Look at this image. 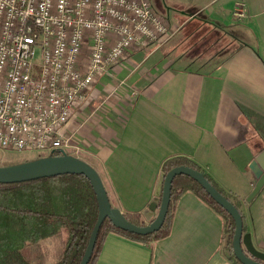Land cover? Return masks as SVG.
Returning <instances> with one entry per match:
<instances>
[{"label": "crops", "instance_id": "0c3cea01", "mask_svg": "<svg viewBox=\"0 0 264 264\" xmlns=\"http://www.w3.org/2000/svg\"><path fill=\"white\" fill-rule=\"evenodd\" d=\"M236 2L244 4V17L232 14ZM161 6L172 35L198 17L216 36H231L234 47L188 55L186 40L170 44L171 35L158 47L127 50L69 122L82 148L77 157L97 170L113 207L138 212L144 223L162 162L172 155L191 159L231 195L244 215L243 231L264 252V183L248 200L254 182L246 172L264 149V0H161ZM223 228L215 209L184 191L167 235L144 243L108 232L95 264H233Z\"/></svg>", "mask_w": 264, "mask_h": 264}, {"label": "built area", "instance_id": "2783aa9c", "mask_svg": "<svg viewBox=\"0 0 264 264\" xmlns=\"http://www.w3.org/2000/svg\"><path fill=\"white\" fill-rule=\"evenodd\" d=\"M173 31L151 0H0V149L77 156L67 128L94 82Z\"/></svg>", "mask_w": 264, "mask_h": 264}, {"label": "trees", "instance_id": "16d2710c", "mask_svg": "<svg viewBox=\"0 0 264 264\" xmlns=\"http://www.w3.org/2000/svg\"><path fill=\"white\" fill-rule=\"evenodd\" d=\"M195 18L181 27V30L184 29L192 20L201 21L195 24L192 31L183 34V39L188 43L187 40L193 39L196 30L199 32L198 36L191 43L207 33L204 29L210 30L203 26L204 20ZM210 58L217 61L214 55ZM57 153L52 152L49 155ZM36 157L39 156L33 158ZM177 165H187L202 171L208 181L237 207L243 220L244 215L231 195L191 159L183 155L169 156L162 162L160 172H167ZM188 190L221 215L224 220L222 241L226 256L233 264H242L232 250L233 218L196 180L182 173L176 174L170 183L168 208L157 230L137 234L114 226L105 217L99 226L93 250L86 264H95L108 232H117L144 243L167 235L174 203L181 193ZM97 214L94 190L87 177L81 173H62L27 181L0 183V264H78ZM124 215L134 224H145L138 212H125Z\"/></svg>", "mask_w": 264, "mask_h": 264}, {"label": "water", "instance_id": "95a60500", "mask_svg": "<svg viewBox=\"0 0 264 264\" xmlns=\"http://www.w3.org/2000/svg\"><path fill=\"white\" fill-rule=\"evenodd\" d=\"M246 172L254 182V187L247 197L249 200L264 183V149L251 160ZM62 173H81L85 175L92 185L97 200V218L78 264H86L88 262L95 244L97 231L105 217L114 226L129 232L146 234L157 230L161 226L168 208L170 183L176 174L181 173L196 180L211 198L233 218L232 250L236 259L242 264H264V252L257 250L251 242L249 233L243 231V220L237 207L208 181L202 171L187 165H177L167 172H160L155 196L142 213L145 220H147L142 225H137L127 220L123 212L111 205L102 179L94 167L85 160L69 153L61 152L60 154L45 155L30 160L0 165V183L27 181ZM155 210L157 212L152 217Z\"/></svg>", "mask_w": 264, "mask_h": 264}, {"label": "rangeland", "instance_id": "374dc122", "mask_svg": "<svg viewBox=\"0 0 264 264\" xmlns=\"http://www.w3.org/2000/svg\"><path fill=\"white\" fill-rule=\"evenodd\" d=\"M152 4L154 5L155 9L158 10H162V6H161V0H151ZM159 12V11H158ZM160 13V12H159ZM161 14V13H160ZM170 14H173L172 11L170 12ZM229 22L231 25H237L238 21L237 19H233V18H229ZM195 24L196 22L193 20L192 22H189V24H186L184 26V29L182 30H177L178 32L174 33L169 42L168 43H172L173 41V44L179 42V40L182 38L183 34L185 32H188V31H192L193 28H195ZM181 31V32H180ZM207 33H205V32ZM202 31V33H205L204 36L198 40H196V42L192 43L191 44V41L193 39H196V37L198 36V30H196L193 34V39L191 38V40H187L189 41V43L187 42L185 44V53L188 54V55H192L193 53H199V50L200 49H204L206 48L207 50H205L204 52H206L208 55H210L212 52L214 51H217V52H221V50H225L226 51H229L231 50L233 47H234V44H233V38L231 36H229L228 34H226L227 36H224L223 34H221L219 36H216L218 35L216 32H212L210 30L207 31V29H204ZM205 38L207 40H205ZM191 44V46H190ZM183 45V44H182ZM189 45V46H188ZM181 49V50H183ZM184 54V53H183ZM39 49L37 48L36 49V58H39ZM221 56H224V55H221ZM35 157L33 154L29 153V152H13V151H10V150H4V149H0V165H6V164H12V163H16V162H20L24 159H29V158H33Z\"/></svg>", "mask_w": 264, "mask_h": 264}]
</instances>
